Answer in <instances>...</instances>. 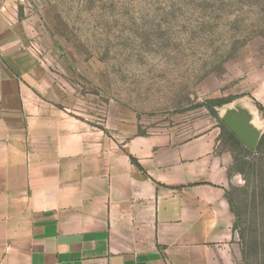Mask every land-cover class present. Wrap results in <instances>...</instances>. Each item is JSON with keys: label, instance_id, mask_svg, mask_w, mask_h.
<instances>
[{"label": "crops", "instance_id": "obj_1", "mask_svg": "<svg viewBox=\"0 0 264 264\" xmlns=\"http://www.w3.org/2000/svg\"><path fill=\"white\" fill-rule=\"evenodd\" d=\"M17 13L0 0V264H242L219 126L123 138L71 114Z\"/></svg>", "mask_w": 264, "mask_h": 264}, {"label": "rangeland", "instance_id": "obj_2", "mask_svg": "<svg viewBox=\"0 0 264 264\" xmlns=\"http://www.w3.org/2000/svg\"><path fill=\"white\" fill-rule=\"evenodd\" d=\"M1 1L29 22L26 42L57 80L60 105L109 135L187 139L236 105L264 132V0ZM214 98H233L215 107L219 118L202 105ZM233 152L241 168L250 160L227 185L242 264L245 254L264 264V144Z\"/></svg>", "mask_w": 264, "mask_h": 264}, {"label": "water", "instance_id": "obj_3", "mask_svg": "<svg viewBox=\"0 0 264 264\" xmlns=\"http://www.w3.org/2000/svg\"><path fill=\"white\" fill-rule=\"evenodd\" d=\"M220 120L245 147L256 150L261 132L251 122V113L247 108L239 105L228 108Z\"/></svg>", "mask_w": 264, "mask_h": 264}, {"label": "trees", "instance_id": "obj_4", "mask_svg": "<svg viewBox=\"0 0 264 264\" xmlns=\"http://www.w3.org/2000/svg\"><path fill=\"white\" fill-rule=\"evenodd\" d=\"M233 98L228 99V98H214V99H209L207 101H205L204 103H202L203 106H205L207 108V110L209 111V113L215 117V118H219L216 111H215V107H220L228 102H230ZM257 108L258 110L261 112L262 117L264 118V108L257 103ZM218 126L221 130V134L222 136H224V134L226 135L225 138L228 141V143L230 144L232 150L234 149H238L239 147L244 148L245 151L247 152H252L251 150H249L247 147H245L237 138L236 136L227 129V127L222 123V121L220 120V118L218 119ZM264 144V132L261 134L260 138H259V142L257 145L256 150L259 151L262 146ZM243 158V157H242ZM134 160V159H133ZM241 165L244 166V168H241L240 166H238V159L236 157H234V162H233V169H237V170H241L243 171L245 168H247L248 166H250V160H244L241 162ZM227 198L229 200V203L231 205V209L233 210V213L235 215V228H237V218H239V211L237 210L236 206L233 203L232 197L230 196V194H227ZM243 236V235H242ZM253 246L255 247V243L253 244ZM245 258V264H248L246 262V254L244 256Z\"/></svg>", "mask_w": 264, "mask_h": 264}]
</instances>
